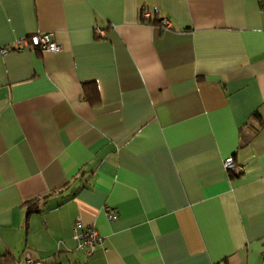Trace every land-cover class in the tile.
<instances>
[{"label": "crops", "instance_id": "crops-1", "mask_svg": "<svg viewBox=\"0 0 264 264\" xmlns=\"http://www.w3.org/2000/svg\"><path fill=\"white\" fill-rule=\"evenodd\" d=\"M39 32L0 53V259L262 264L264 0H0V46Z\"/></svg>", "mask_w": 264, "mask_h": 264}, {"label": "built area", "instance_id": "built-area-1", "mask_svg": "<svg viewBox=\"0 0 264 264\" xmlns=\"http://www.w3.org/2000/svg\"><path fill=\"white\" fill-rule=\"evenodd\" d=\"M143 16L148 19L150 14L147 9L143 11ZM161 28L167 30L171 27V23L168 18L161 17ZM98 34H103L102 28H96ZM61 45L53 40L49 33L39 32L31 34L28 36L16 38L8 44L0 46V53L5 54L10 51L22 52L24 50H40V51H50L59 52L61 50ZM259 127L254 126L257 130ZM254 131V130H253ZM223 167L226 170H230L234 167V160L232 156H228L223 160ZM109 207H106L107 211ZM107 216L109 219H114L115 214L108 212ZM72 235L76 242V247L79 250H83L86 256H89L92 251L97 246L103 244V237L99 235L97 230L92 225H83L79 218H77L72 224ZM19 264H41L40 261L31 258V255L26 253L23 262ZM77 264H84L83 262ZM264 264V262H262Z\"/></svg>", "mask_w": 264, "mask_h": 264}, {"label": "trees", "instance_id": "trees-1", "mask_svg": "<svg viewBox=\"0 0 264 264\" xmlns=\"http://www.w3.org/2000/svg\"><path fill=\"white\" fill-rule=\"evenodd\" d=\"M148 22H151L152 24H158V26H161V22L160 20H158L156 17L154 18H150L147 19ZM82 95L83 98L91 105L98 103L99 101V91H98V87L95 83V81H87V82H83L82 83ZM231 175L234 176L235 173L233 171V168L229 170ZM46 198V196L42 197L41 199H39L37 201L38 202H42L44 201ZM36 206V204L31 207L29 206L30 209H33ZM34 210V209H33ZM0 264H12V262L9 260L7 255H4L1 257L0 259Z\"/></svg>", "mask_w": 264, "mask_h": 264}]
</instances>
